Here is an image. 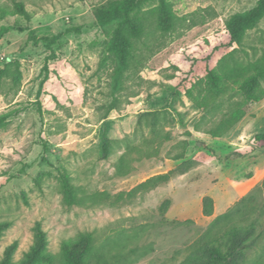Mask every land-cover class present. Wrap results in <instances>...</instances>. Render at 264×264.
I'll use <instances>...</instances> for the list:
<instances>
[{
  "label": "rangeland",
  "instance_id": "rangeland-1",
  "mask_svg": "<svg viewBox=\"0 0 264 264\" xmlns=\"http://www.w3.org/2000/svg\"><path fill=\"white\" fill-rule=\"evenodd\" d=\"M22 1L31 13L29 20L13 14L0 20V26H9L0 38V68L17 60L20 71L17 86L7 81L0 87V115L6 114L0 126V220L10 222L1 235L0 256L15 241L14 260H19L38 223L53 254L63 239L83 231L97 234L96 244L117 239V253L134 249L124 264H178L185 248L218 215L215 202L218 212L231 207L247 210L250 218L260 214L261 235L247 250L246 264H264V140L255 138L264 134V97L246 107L234 131L214 138L194 129L201 111L170 88L172 70L166 65L167 58L220 31L229 16L250 9L257 0H167L178 16H188L193 24L180 26L163 39L140 71L141 85L128 82L117 91L110 77L115 62L91 14L108 0ZM11 4L0 0V8L10 10ZM28 34L58 39L50 50L43 40H28ZM263 48L264 16L246 31L240 58L251 62ZM133 90L139 93L131 95ZM154 111L158 122L153 121ZM104 136L120 141L127 137L142 146L143 140H152L159 153L133 161L129 174L117 176L113 162L124 144L103 159ZM43 144L49 163L40 160ZM197 152L211 159L185 171L176 169L181 159L173 156L187 159ZM134 156L140 157L137 152ZM57 167L67 170L72 182L88 194L129 191L150 176L175 171L167 181L126 201L88 207L63 202ZM254 173L258 181L244 194L248 196L244 202L236 204L239 198L232 196L226 199L228 184ZM204 196L213 200L209 216L202 214Z\"/></svg>",
  "mask_w": 264,
  "mask_h": 264
},
{
  "label": "trees",
  "instance_id": "trees-1",
  "mask_svg": "<svg viewBox=\"0 0 264 264\" xmlns=\"http://www.w3.org/2000/svg\"><path fill=\"white\" fill-rule=\"evenodd\" d=\"M11 2L10 10L0 8V20L9 14L19 15L26 20L31 18L22 0ZM91 14L93 25L105 41V50L115 62L110 77L111 86L116 91L125 89L128 82L141 85L144 79L140 71L145 67L147 58L160 48L163 39L178 27L193 24L188 16H178L167 0H108L93 8ZM263 16L264 0H257L250 9L229 16L220 31L203 36L167 58L166 65L172 70L168 75L170 88L187 97L201 111L199 121L194 124L195 130L214 138L225 137L246 114V107L264 97V48L259 58L247 63L242 61L239 54L246 31L254 28ZM8 29L9 26H0V38ZM27 39L35 42L43 40L51 50L58 36L37 37L28 34ZM50 53L53 55L52 51ZM7 81H10L11 86H17L20 82L17 60L6 62L0 68V87ZM130 93L137 95L139 92L133 90ZM113 108L115 106L110 107ZM165 113L161 112L165 119L163 126L167 123ZM152 116L153 121H160L157 112H152ZM5 120L6 114L0 115V126L5 124ZM205 122H208L207 126L202 127L201 124ZM255 138L264 140V134H257ZM121 142L124 149L113 162L117 176L129 174L133 169V161L159 153V145L153 146L152 140H143L142 146L131 143L127 137L120 141L104 136L100 142L101 157L108 159ZM46 148L43 144L40 160L49 163L45 155ZM136 152L139 158L134 156ZM172 159H181L176 169L185 171L199 162H208L211 156L197 152L187 159H183L182 154ZM57 171L63 202L66 205L90 207L126 201L139 191L149 190L167 181L175 170L150 176L129 191L114 194L106 191L83 193L72 182L67 170L57 167ZM247 197L241 196L236 204H241ZM167 205L168 202H165L163 210ZM212 213L213 200L204 196L202 214L209 216ZM9 225L8 220H0V239ZM261 225L260 214L250 218L247 210L229 207L216 215L185 248V254L178 264H246V252L259 239ZM33 230L32 242L22 257L14 260L16 242L13 241L4 247L0 264H124L135 253L134 249L117 253V239L107 238L96 244L97 234L82 231L63 239L58 253L53 254L48 250L47 237L41 226L36 223Z\"/></svg>",
  "mask_w": 264,
  "mask_h": 264
},
{
  "label": "crops",
  "instance_id": "crops-1",
  "mask_svg": "<svg viewBox=\"0 0 264 264\" xmlns=\"http://www.w3.org/2000/svg\"><path fill=\"white\" fill-rule=\"evenodd\" d=\"M232 130L234 131L235 128ZM247 131H248L247 129L242 131V134L247 133ZM253 167H254V169L260 168L259 166L256 167L255 165ZM257 181H258L257 174H255V173L251 177H242V179H235L234 181H232V184H230L231 186L228 184V187H230V189L225 192L226 194L224 193L226 195V199L230 198L231 196L233 198L236 197V199L240 198L250 188H252L257 183ZM223 198H225V197L223 196ZM214 212L217 214H220L223 212V211L222 212L217 211L215 202H214Z\"/></svg>",
  "mask_w": 264,
  "mask_h": 264
}]
</instances>
